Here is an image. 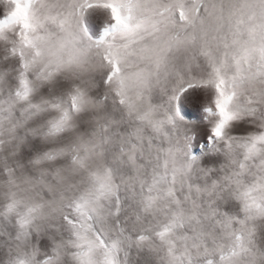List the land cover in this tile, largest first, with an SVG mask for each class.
Instances as JSON below:
<instances>
[{
    "label": "clouds",
    "instance_id": "1",
    "mask_svg": "<svg viewBox=\"0 0 264 264\" xmlns=\"http://www.w3.org/2000/svg\"><path fill=\"white\" fill-rule=\"evenodd\" d=\"M0 264H264V0H0Z\"/></svg>",
    "mask_w": 264,
    "mask_h": 264
}]
</instances>
